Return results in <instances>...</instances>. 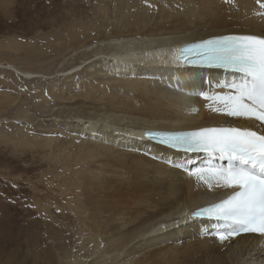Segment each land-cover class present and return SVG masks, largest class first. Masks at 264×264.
<instances>
[{
	"label": "bare ground",
	"instance_id": "bare-ground-1",
	"mask_svg": "<svg viewBox=\"0 0 264 264\" xmlns=\"http://www.w3.org/2000/svg\"><path fill=\"white\" fill-rule=\"evenodd\" d=\"M226 3L227 0H179L187 14L180 22L164 27L153 24L141 30L131 27L134 31L128 33L112 31L98 37V41L70 47L74 51L85 47L72 68L81 69L91 56L107 55L98 63L94 61L100 77L95 75L86 88L89 103L79 100L78 106L69 108L74 113L66 115L78 119L77 131L84 138L77 147L71 145V139L72 147L67 145L64 149L66 155L53 160L59 161L65 172L56 182L64 186L67 179L66 185H72L77 192L71 193L78 204L72 212L83 225L82 234L92 247L88 256L99 254L101 264H244L246 260H262L264 264V238L260 234L240 233L220 240L215 221L189 215L193 209L228 193L215 187L209 189L181 168L205 166L206 155L172 152L143 136L144 130L180 131L211 126L259 129L264 133L254 119L213 111L206 106L210 102L196 94L227 91L223 82L230 80L231 74L187 68L177 59V48L189 42L231 34L264 35V0H233L235 9L222 10ZM236 7L242 23L224 22L227 17H236ZM205 8L214 9V13L202 16ZM195 25L203 27L191 28ZM95 43L100 45L93 51L89 45ZM136 43L148 45V57L142 63L138 57L128 58L130 55L123 50ZM62 48L61 44L54 50ZM119 58L126 61H118ZM106 77L109 83L102 84ZM39 142L42 143H35L39 148L58 145L52 144L50 137ZM69 160L74 162L68 165L75 163L72 168L64 165ZM78 166L83 168L78 170ZM75 173H79V185L73 184ZM179 222L184 226L173 227ZM81 260L76 256L71 264H81Z\"/></svg>",
	"mask_w": 264,
	"mask_h": 264
},
{
	"label": "rangeland",
	"instance_id": "rangeland-1",
	"mask_svg": "<svg viewBox=\"0 0 264 264\" xmlns=\"http://www.w3.org/2000/svg\"><path fill=\"white\" fill-rule=\"evenodd\" d=\"M232 2L227 0L222 10L235 9ZM213 13L214 9L205 8L202 16ZM239 13L236 7V17L224 22L242 23ZM186 17L179 0H0V264H71L76 256L81 264H101L99 254L88 256L92 247L72 212L78 205L72 200L77 192L66 185L67 179L66 186L56 182L65 172L59 161H53L66 155L71 139L77 147L84 138L77 131L78 119L66 115L74 113L69 108L78 106L79 100L89 103L85 96L90 81L100 77L93 64L107 57L103 53L91 56L81 69L72 68L85 48L74 51L72 46L98 41L112 31L128 33L153 24L164 27ZM61 44L62 50L56 52L54 48ZM97 45L89 46L96 51ZM147 46L136 43L123 50L128 58L138 57L142 63L148 57ZM105 79L102 84L109 83ZM48 137L58 145L40 149L37 145L42 142H37ZM69 162L74 161L64 165ZM77 174L73 184L79 185ZM182 223L173 227L179 229ZM262 262L246 260L244 264Z\"/></svg>",
	"mask_w": 264,
	"mask_h": 264
},
{
	"label": "snow or ice",
	"instance_id": "snow-or-ice-1",
	"mask_svg": "<svg viewBox=\"0 0 264 264\" xmlns=\"http://www.w3.org/2000/svg\"><path fill=\"white\" fill-rule=\"evenodd\" d=\"M177 59L231 74L223 82L227 91L196 94L209 101L206 106L213 111L251 118L264 128V35L231 34L202 40L179 49ZM148 135L185 153L206 155L205 166L185 167V171L209 189L228 190V194L192 215L215 221L220 240L240 233L264 235V133L251 128L205 127Z\"/></svg>",
	"mask_w": 264,
	"mask_h": 264
}]
</instances>
